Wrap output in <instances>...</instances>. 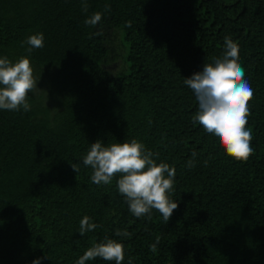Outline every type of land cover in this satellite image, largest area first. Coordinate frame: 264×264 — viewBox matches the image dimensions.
I'll use <instances>...</instances> for the list:
<instances>
[{
	"label": "trees",
	"instance_id": "1",
	"mask_svg": "<svg viewBox=\"0 0 264 264\" xmlns=\"http://www.w3.org/2000/svg\"><path fill=\"white\" fill-rule=\"evenodd\" d=\"M86 2L87 12L82 0H0V58L28 57L37 81L29 111L0 109V264H76L105 237L124 244L123 264H264V0ZM96 12L102 21L86 25ZM38 33L44 47L28 53ZM225 37L254 91L247 162L193 121L184 83L222 57ZM134 138L176 169L167 224L155 209L135 217L119 175L98 186L82 163L92 143ZM84 216L99 227L81 236Z\"/></svg>",
	"mask_w": 264,
	"mask_h": 264
},
{
	"label": "clouds",
	"instance_id": "2",
	"mask_svg": "<svg viewBox=\"0 0 264 264\" xmlns=\"http://www.w3.org/2000/svg\"><path fill=\"white\" fill-rule=\"evenodd\" d=\"M82 10L88 11L86 0H82ZM101 21L102 13L96 12L84 23L96 27ZM127 26L131 27V21ZM95 35L102 33L96 32ZM26 43L28 53L43 48V33L30 35ZM244 77L245 70L239 63V46L230 37H225L222 57L212 63H204L201 71L184 80L198 101L193 121L201 125L210 138L214 135L226 154L238 162H247L254 153L251 147L252 131L247 128L249 102L254 97V91ZM36 88L37 81L28 57H21L16 62L7 57L0 58V109L29 111L28 96ZM153 156L154 153L135 138L130 142L107 146L97 141L91 144L82 163L84 167L92 169L91 183L98 186L111 185L119 175L116 187L135 217L147 216L151 219V212L155 209L163 217L164 224H167L179 206L169 195L174 190L176 169L167 163H157ZM195 156L196 153H193ZM187 166L194 167V160L190 159ZM71 167L79 173V163H71ZM97 227L99 225L90 222V217L84 216L80 221L79 234L83 236ZM115 234L130 236L126 229H117ZM159 243L160 237H157L155 243L150 245V251L155 253ZM125 255L123 243L105 237L99 243L94 242L76 264H86L96 258L123 264ZM42 259L34 260L33 264H41ZM132 260L130 257L128 264H132Z\"/></svg>",
	"mask_w": 264,
	"mask_h": 264
},
{
	"label": "rangeland",
	"instance_id": "3",
	"mask_svg": "<svg viewBox=\"0 0 264 264\" xmlns=\"http://www.w3.org/2000/svg\"><path fill=\"white\" fill-rule=\"evenodd\" d=\"M120 67H121V63L117 61V62L111 63V65L108 66L107 69L111 71L112 73H115L117 70L120 69Z\"/></svg>",
	"mask_w": 264,
	"mask_h": 264
}]
</instances>
